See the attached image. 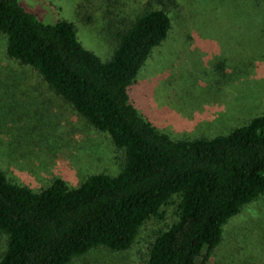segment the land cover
<instances>
[{"label": "trees", "instance_id": "1", "mask_svg": "<svg viewBox=\"0 0 264 264\" xmlns=\"http://www.w3.org/2000/svg\"><path fill=\"white\" fill-rule=\"evenodd\" d=\"M145 5L116 18L112 56L103 61L72 21L42 22L19 0H0L8 58L32 67L123 155L117 174L93 173L75 187L54 178L33 191L0 169V264H68L100 248L126 252L170 204L176 219L154 234L142 264H205L226 226L264 196V113L211 138L174 139L132 104L130 85L171 30L166 9Z\"/></svg>", "mask_w": 264, "mask_h": 264}, {"label": "rangeland", "instance_id": "2", "mask_svg": "<svg viewBox=\"0 0 264 264\" xmlns=\"http://www.w3.org/2000/svg\"><path fill=\"white\" fill-rule=\"evenodd\" d=\"M19 2L42 22L72 21L82 44L103 61L112 56L116 18L146 3L166 9L171 30L153 48L129 96L144 118L174 139L211 138L264 113V0ZM52 94L32 67L8 58L0 34V169L6 177L38 191L54 178L75 187L93 173L117 174L123 155L109 134ZM164 212L142 227L130 250L95 249L68 264H142L154 234L176 219L174 204ZM5 244L0 233V254ZM205 264H264V196L226 226Z\"/></svg>", "mask_w": 264, "mask_h": 264}]
</instances>
